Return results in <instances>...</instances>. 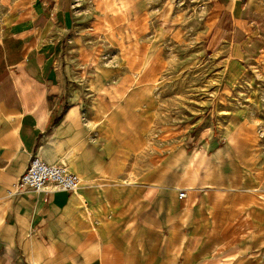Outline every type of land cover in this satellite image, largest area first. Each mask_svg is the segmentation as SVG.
I'll use <instances>...</instances> for the list:
<instances>
[{"label": "crops", "instance_id": "obj_1", "mask_svg": "<svg viewBox=\"0 0 264 264\" xmlns=\"http://www.w3.org/2000/svg\"><path fill=\"white\" fill-rule=\"evenodd\" d=\"M209 1V56L264 76V0ZM108 21L101 0H0V264H264L263 138L171 132L153 73L106 62ZM34 157L80 189L10 196Z\"/></svg>", "mask_w": 264, "mask_h": 264}, {"label": "rangeland", "instance_id": "obj_2", "mask_svg": "<svg viewBox=\"0 0 264 264\" xmlns=\"http://www.w3.org/2000/svg\"><path fill=\"white\" fill-rule=\"evenodd\" d=\"M140 1L142 10L130 15L119 0H101L107 15L122 21L116 30L107 22L106 62L111 63L109 55L116 51L123 69L137 66L140 73L145 67L153 73L152 83L164 87L157 94L159 113L168 119L171 132H199L195 118L208 119L211 127V116H218L227 131L254 126L264 142V76L209 56L205 41L210 1ZM115 33L119 37L113 44Z\"/></svg>", "mask_w": 264, "mask_h": 264}, {"label": "built area", "instance_id": "obj_3", "mask_svg": "<svg viewBox=\"0 0 264 264\" xmlns=\"http://www.w3.org/2000/svg\"><path fill=\"white\" fill-rule=\"evenodd\" d=\"M81 183L80 177L65 166L48 164L39 157H34L9 195L20 194L26 189L36 193L48 192L47 188L50 186L54 191L74 193L80 189ZM179 198H186V192H180Z\"/></svg>", "mask_w": 264, "mask_h": 264}]
</instances>
